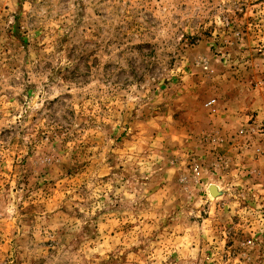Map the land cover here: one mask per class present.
<instances>
[{
  "label": "rangeland",
  "instance_id": "rangeland-1",
  "mask_svg": "<svg viewBox=\"0 0 264 264\" xmlns=\"http://www.w3.org/2000/svg\"><path fill=\"white\" fill-rule=\"evenodd\" d=\"M0 264H264V0H0Z\"/></svg>",
  "mask_w": 264,
  "mask_h": 264
},
{
  "label": "bare ground",
  "instance_id": "bare-ground-1",
  "mask_svg": "<svg viewBox=\"0 0 264 264\" xmlns=\"http://www.w3.org/2000/svg\"><path fill=\"white\" fill-rule=\"evenodd\" d=\"M217 193V190L216 189H213V194H216Z\"/></svg>",
  "mask_w": 264,
  "mask_h": 264
},
{
  "label": "water",
  "instance_id": "water-1",
  "mask_svg": "<svg viewBox=\"0 0 264 264\" xmlns=\"http://www.w3.org/2000/svg\"><path fill=\"white\" fill-rule=\"evenodd\" d=\"M213 189H216V187H215V186L211 187V191H212V193H213Z\"/></svg>",
  "mask_w": 264,
  "mask_h": 264
},
{
  "label": "built area",
  "instance_id": "built-area-1",
  "mask_svg": "<svg viewBox=\"0 0 264 264\" xmlns=\"http://www.w3.org/2000/svg\"><path fill=\"white\" fill-rule=\"evenodd\" d=\"M211 103V102H210Z\"/></svg>",
  "mask_w": 264,
  "mask_h": 264
}]
</instances>
